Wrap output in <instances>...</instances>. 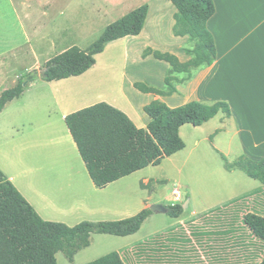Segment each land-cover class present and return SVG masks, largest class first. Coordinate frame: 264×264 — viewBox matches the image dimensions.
<instances>
[{"label":"rangeland","instance_id":"1","mask_svg":"<svg viewBox=\"0 0 264 264\" xmlns=\"http://www.w3.org/2000/svg\"><path fill=\"white\" fill-rule=\"evenodd\" d=\"M16 1L17 15L14 13L6 15L5 3L1 6L3 13L0 14V37L2 38L0 48L6 53L14 47H18L17 54L21 52L25 54L23 49L36 46L35 51L52 52L51 55L54 53L57 55L64 51L63 49L73 45L87 48L100 37L108 25L143 4L148 3L150 6L145 28L140 35L128 36L109 44L106 50L97 56L96 66L81 77L58 82H36L22 95L25 96L24 101L12 107V114L7 113L3 117L2 121L5 123L18 114L19 122L26 125L24 128L21 127V132L16 134L14 139L10 138L11 131L0 130V157L5 151H10L11 154L8 155L11 156L10 160L17 161V166L21 169L29 170L27 164L29 160H36V157L31 159L33 155L45 160L47 165L59 164L60 168L65 166L59 163L61 159L55 140L65 134V132L62 133V129H67V125L62 118L63 108L59 106L55 96H77L74 104L65 105L66 110L76 106L84 108L101 101L118 105L130 103L139 111L140 117L148 118L144 105L153 101L149 96L161 94L147 95L149 93L140 91L134 83L142 82L159 90H167L166 78L173 76L174 73L171 72L168 62L157 59L153 54L145 56L146 51L151 49L171 52L181 60H185L188 57L179 52V46L192 48L195 45L187 37L174 34L177 9L167 0ZM30 36L33 39V45L28 43ZM52 42L54 44L51 46ZM10 55L7 53L2 59ZM18 63L15 66L21 67L18 69L21 73L25 70L26 62L22 59ZM183 76L185 75L175 76L176 87L182 83ZM30 96L48 97L45 105L39 104L37 107L30 108L31 105L27 107L26 104ZM161 96H165L162 101L172 107L202 97L186 95L178 87L177 92ZM204 102L213 101L206 99ZM224 117V114H219L202 126L185 125L181 129V136L186 143L184 150L171 158H165L159 166L153 165L142 173L127 177L110 194L106 195L105 192L103 196H99V199L109 208L101 216L103 219L101 221L119 220L138 214L144 209L145 199L153 193L157 199L160 198L159 203L166 206L177 203L187 204L179 218H173L167 213H154L135 234L117 236L94 233L91 245L79 251L74 260H70L64 252H58L56 256L58 264H87L115 251L121 253L126 264H217L214 260L216 249L211 250L215 240L194 235L191 227V225L205 226V219L201 213L243 196H246L241 201L243 213L256 210L257 207L264 208V191L259 192L264 188L262 182L249 177L240 169L232 171L226 169L223 154L233 162L245 154V151L242 148L240 136L235 134L236 127L227 119L223 122ZM29 118H33L37 124L35 132L51 133L50 138H54L51 144H45V142L38 145L39 142L34 140L33 145L30 146L31 144L27 142V138L31 137ZM138 121L142 123L141 120ZM145 176L154 177V180L145 185L142 183ZM32 178L36 177L32 176ZM176 188L182 190V197L178 199L173 193ZM252 194L255 195L250 197ZM68 197L70 202L65 204L66 207H78V202L86 203V199H90L81 192H75ZM58 213L62 212L58 211ZM194 216L199 218L190 224L188 221ZM173 226H178L176 231L184 233L190 241H178L177 248L174 250H168L165 247L160 252L141 250V246L148 242H151L150 247L158 248L160 242H166V237L169 235L167 230ZM239 250L240 253L237 255ZM234 254L229 255L231 263L226 264H254L253 260L246 257L250 256V250L238 246Z\"/></svg>","mask_w":264,"mask_h":264},{"label":"trees","instance_id":"2","mask_svg":"<svg viewBox=\"0 0 264 264\" xmlns=\"http://www.w3.org/2000/svg\"><path fill=\"white\" fill-rule=\"evenodd\" d=\"M169 1L177 9L174 34L188 37L195 43L194 47L186 49L191 58L182 61L174 53L151 49L146 51L145 56L153 54L157 59L168 62L172 73L185 74L189 79L194 69L210 66L217 59L215 37L208 28V22L216 12V5L214 0ZM148 12L149 4H143L108 25L87 48L73 45L51 58L40 70L26 73L14 87L0 94V113L8 103L24 94L26 82L29 84L37 79L59 81L86 73L97 64V56L111 42L139 35L144 29ZM175 80L177 78L174 75L166 78L167 90H159L142 82H135L134 86L145 93L173 94L177 92ZM144 110L150 117L147 128L138 127L126 112L106 101L66 116V124L98 188H105L151 165H160L165 158L183 150L186 143L180 130L184 125L202 126L220 113L227 117L233 115L229 102L224 100L210 103L193 100L172 107L155 99ZM223 157L228 171L240 169L264 185V157L255 160L241 155L233 162L224 154ZM244 197L201 213L205 226L191 225L194 235L215 240L211 250L216 249L214 260L217 264L229 263V255L234 254L238 246L250 250V256L246 257L253 260L254 264H264V208L257 207L256 210L243 213L241 201ZM168 208L169 216L179 218L185 204H172ZM154 213L147 207L129 218L97 222L85 220L74 226L48 221L41 217L0 168V264H58L56 256L60 251L74 260L79 251L91 245L94 233L132 235L140 231ZM199 216H194L188 222L192 224ZM177 229L178 226L170 227L166 242H160L158 248L150 247L151 242H148L141 246V250L160 252L164 247L174 250L178 241L189 242L190 238L182 232L178 233ZM239 253L240 250L237 255ZM87 264L126 262L121 253L115 251Z\"/></svg>","mask_w":264,"mask_h":264},{"label":"crops","instance_id":"3","mask_svg":"<svg viewBox=\"0 0 264 264\" xmlns=\"http://www.w3.org/2000/svg\"><path fill=\"white\" fill-rule=\"evenodd\" d=\"M214 2L216 12L209 20L208 28L215 37L217 59L210 66L194 69L193 75L189 79L184 74L185 76L181 78L182 83H179L177 87L179 90L184 91L186 95L202 96L201 99L195 100L204 102L206 99H210L213 102L218 100L229 102L233 115L231 117L225 116L222 119L223 122L227 119L236 127L235 134L240 136L241 145L245 151L243 155L260 160L264 157V0H214ZM3 3H5L4 11L7 12L6 15H12V13L17 15L16 0H0V14L3 13L1 11ZM0 41H2L1 37ZM28 43L33 45L31 36ZM52 44L54 43L52 42L51 46ZM35 49L36 46L26 47L25 50H22L25 54L23 52L17 54L18 47L11 48L7 52L11 55L3 60V56L7 53L0 48V94L5 89L14 87L28 71L33 68L40 70L51 58L56 56V53L54 55H51L52 52L40 53L38 50L35 51ZM186 49L184 46H179V52L188 57L185 60L182 59L184 61H188L191 58L186 52ZM22 59L25 60L26 67L20 73L18 69L21 67L18 68L15 65ZM93 68L86 73L90 72ZM86 73L67 79L81 77ZM174 75L178 76L179 74ZM40 81L44 80L37 79L29 83L26 91H29L33 84ZM183 84L185 85L182 86ZM3 86L6 87L3 88ZM147 95L151 94L149 93ZM238 96L241 99H237ZM24 97L21 96L19 99L8 103L3 112L0 113V130L11 131V139L16 138L15 135L21 132V127L24 128L26 125L21 121L19 122L17 118L18 114L12 116L5 123L2 119L7 113L12 112V107H16L18 103L23 102ZM47 97L30 96L26 100L27 107L29 104L31 105L30 108L33 106L37 107L39 104L43 106L45 105ZM55 97L59 101V106L63 108L62 118L64 123H66L65 119L68 114L83 108L76 106L72 109H65V105H71L77 101V96ZM164 97L161 95L149 96L150 100H163ZM112 104L126 112L138 127L147 128L150 117H140L139 111L135 106L130 103L118 105L112 102ZM138 120H141L142 123H138ZM28 123L31 137L27 138V142L31 144L30 146L33 145L34 140L39 142L38 145L44 144L45 142V144H51L54 140V138H50L51 133L43 132L38 134L35 132L37 124L33 118H29ZM64 132L65 134L61 135L55 141L58 144L57 148H59L57 150L61 159L59 163L65 166L60 168L59 164L47 165L45 160L33 155L31 159L36 157V160H29V163H27L29 170L21 169L18 168L17 161L13 162V160H10L11 156L9 157L8 155L11 152L5 151L4 155L0 157V168L6 174L7 178L13 181L19 191L34 206L43 219L63 222L69 226H74L85 220L101 221L103 220L101 216L109 208H107V204L104 201L99 199V196H103L105 192L106 195L110 194L127 177L136 173H142L153 165L112 182L105 188H98L87 170L68 126L67 129H62V133ZM172 156L167 158H171ZM32 176L36 178H32ZM152 180H154V177L145 176L142 179V183L148 185ZM261 191H264V188L259 192ZM75 192H81L87 198L90 197V199H86V203L78 202V207H66L65 204L70 202L68 196L75 194ZM53 197L56 198L53 199ZM145 200L144 209L161 201L160 198H156L155 193ZM58 211L62 213H58Z\"/></svg>","mask_w":264,"mask_h":264},{"label":"water","instance_id":"4","mask_svg":"<svg viewBox=\"0 0 264 264\" xmlns=\"http://www.w3.org/2000/svg\"><path fill=\"white\" fill-rule=\"evenodd\" d=\"M25 85H28V83L26 82ZM187 206V204L185 205V207ZM150 209L155 212V213H168L169 212V208L168 206H166L163 203H155L152 204L150 206Z\"/></svg>","mask_w":264,"mask_h":264},{"label":"built area","instance_id":"5","mask_svg":"<svg viewBox=\"0 0 264 264\" xmlns=\"http://www.w3.org/2000/svg\"><path fill=\"white\" fill-rule=\"evenodd\" d=\"M173 193H174V195L176 196L177 199L182 197V190L180 188L174 189Z\"/></svg>","mask_w":264,"mask_h":264}]
</instances>
